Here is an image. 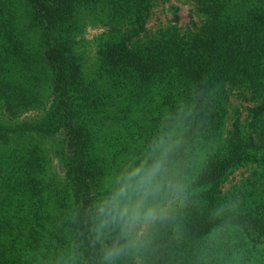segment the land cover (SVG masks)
<instances>
[{"label":"trees","instance_id":"trees-1","mask_svg":"<svg viewBox=\"0 0 264 264\" xmlns=\"http://www.w3.org/2000/svg\"><path fill=\"white\" fill-rule=\"evenodd\" d=\"M168 1L0 0V111L38 109L46 88L49 103L0 126V264H104L131 239L97 240L94 206L160 138L182 202L116 264H264V0H188L198 20L181 30L171 7L152 31ZM86 23L102 33L89 73ZM26 135L63 180L48 149L13 144Z\"/></svg>","mask_w":264,"mask_h":264},{"label":"clouds","instance_id":"clouds-1","mask_svg":"<svg viewBox=\"0 0 264 264\" xmlns=\"http://www.w3.org/2000/svg\"><path fill=\"white\" fill-rule=\"evenodd\" d=\"M171 158L164 139H157L148 156L130 164L115 178L111 191L94 206L92 220L97 240L117 229L125 239L131 226H139L144 233L163 230L162 216L182 202L167 177ZM132 247L134 243L125 239L123 244L115 242L104 248V264H116Z\"/></svg>","mask_w":264,"mask_h":264},{"label":"rangeland","instance_id":"rangeland-1","mask_svg":"<svg viewBox=\"0 0 264 264\" xmlns=\"http://www.w3.org/2000/svg\"><path fill=\"white\" fill-rule=\"evenodd\" d=\"M171 7L177 8L175 11L176 15L179 16L178 26L182 30L189 22L191 16L198 20L197 14L193 12L192 3L188 0H169L167 3L162 4L154 9L151 18L148 21L149 28L155 30L159 24H165L169 20H172L174 9ZM29 31V30H28ZM28 36H33L32 32H27ZM101 31L98 30L94 25L90 23H86L83 26L81 32L76 35V49L78 54L82 57L84 70L86 73H89L94 67V62L96 58V51L101 42ZM47 95L48 88L43 91V104L40 108L34 109L18 116H9L4 111H0V126H16L22 122L37 119L44 115L46 110L49 107V103H47ZM38 145L43 147L45 150L49 151V170L51 172L57 173L59 180H63V175L59 172V163L57 159L53 156L52 145L50 141L45 139H38L34 135H26L23 138H18L13 140V144H18L24 146L28 143ZM19 146V147H21ZM244 171V169H243ZM242 171L236 172L233 176L238 179L239 174ZM144 232L140 230L139 226H131L128 232V237H130V241L134 244L138 242V240L142 237ZM67 264V263H65Z\"/></svg>","mask_w":264,"mask_h":264}]
</instances>
